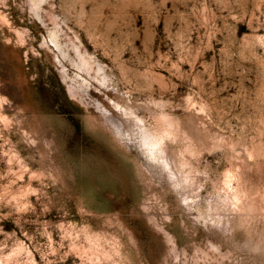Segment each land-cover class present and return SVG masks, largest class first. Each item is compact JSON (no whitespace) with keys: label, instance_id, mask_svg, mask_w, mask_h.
<instances>
[{"label":"rangeland","instance_id":"obj_1","mask_svg":"<svg viewBox=\"0 0 264 264\" xmlns=\"http://www.w3.org/2000/svg\"><path fill=\"white\" fill-rule=\"evenodd\" d=\"M0 264H264V0H0Z\"/></svg>","mask_w":264,"mask_h":264}]
</instances>
